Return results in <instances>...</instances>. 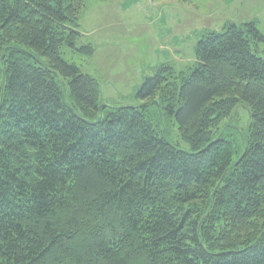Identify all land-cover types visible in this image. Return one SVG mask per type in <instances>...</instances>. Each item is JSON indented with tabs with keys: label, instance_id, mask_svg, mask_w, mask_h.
Here are the masks:
<instances>
[{
	"label": "trees",
	"instance_id": "trees-1",
	"mask_svg": "<svg viewBox=\"0 0 264 264\" xmlns=\"http://www.w3.org/2000/svg\"><path fill=\"white\" fill-rule=\"evenodd\" d=\"M85 9L0 0V264H264L257 24L206 33L189 73L164 65L140 107L101 111L98 80L62 57L95 53L78 47ZM240 106L249 129L233 140Z\"/></svg>",
	"mask_w": 264,
	"mask_h": 264
},
{
	"label": "rangeland",
	"instance_id": "rangeland-1",
	"mask_svg": "<svg viewBox=\"0 0 264 264\" xmlns=\"http://www.w3.org/2000/svg\"><path fill=\"white\" fill-rule=\"evenodd\" d=\"M80 23L85 34L78 47L93 44L92 56L64 47L62 57L83 74L98 80L106 105L140 107L145 81L168 65L176 74L196 65L203 36L225 24L254 22L264 35V0H84ZM264 51V43L261 45ZM230 139L249 129V113L240 106L228 120ZM240 132V133H239ZM166 136L182 149L177 125L166 121ZM242 139V136H241Z\"/></svg>",
	"mask_w": 264,
	"mask_h": 264
},
{
	"label": "water",
	"instance_id": "water-1",
	"mask_svg": "<svg viewBox=\"0 0 264 264\" xmlns=\"http://www.w3.org/2000/svg\"><path fill=\"white\" fill-rule=\"evenodd\" d=\"M155 104L159 107L158 102L155 101ZM103 107H109V108H112V107H110V106H108V105H106V104H103L102 107H101V111H102V108H103ZM112 109H116V108H112ZM102 119H103V113L101 112V116H100V118H99V120H98V123H100V122L102 121Z\"/></svg>",
	"mask_w": 264,
	"mask_h": 264
},
{
	"label": "crops",
	"instance_id": "crops-1",
	"mask_svg": "<svg viewBox=\"0 0 264 264\" xmlns=\"http://www.w3.org/2000/svg\"><path fill=\"white\" fill-rule=\"evenodd\" d=\"M85 35V34H84Z\"/></svg>",
	"mask_w": 264,
	"mask_h": 264
}]
</instances>
